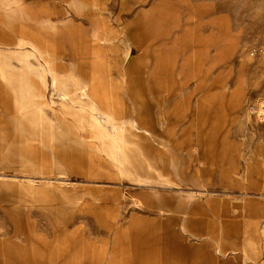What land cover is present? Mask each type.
<instances>
[{
    "label": "rangeland",
    "instance_id": "rangeland-1",
    "mask_svg": "<svg viewBox=\"0 0 264 264\" xmlns=\"http://www.w3.org/2000/svg\"><path fill=\"white\" fill-rule=\"evenodd\" d=\"M0 264H264V0H0Z\"/></svg>",
    "mask_w": 264,
    "mask_h": 264
},
{
    "label": "crops",
    "instance_id": "crops-1",
    "mask_svg": "<svg viewBox=\"0 0 264 264\" xmlns=\"http://www.w3.org/2000/svg\"><path fill=\"white\" fill-rule=\"evenodd\" d=\"M1 1H3V0H1ZM6 10V9H5Z\"/></svg>",
    "mask_w": 264,
    "mask_h": 264
}]
</instances>
